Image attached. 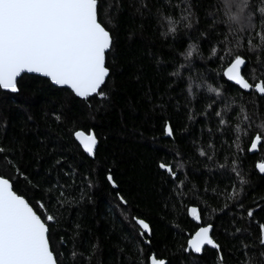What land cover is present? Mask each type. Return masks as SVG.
<instances>
[{"label": "trees", "instance_id": "trees-1", "mask_svg": "<svg viewBox=\"0 0 264 264\" xmlns=\"http://www.w3.org/2000/svg\"><path fill=\"white\" fill-rule=\"evenodd\" d=\"M104 2L105 22L112 20L115 37V48L107 59L110 78L104 91L108 99L89 98V103L72 99L46 79L31 75L18 79L15 94L0 90V145L14 151L16 161L39 186L28 195L44 196L48 204L49 186L57 181L65 186L63 207L53 204L48 209L57 216L50 230L53 243L65 237L67 246L61 249L65 264H73V243L78 264H150L153 254L167 264H217L215 250L206 248L200 256L182 251L199 227L212 224L211 234L221 245L226 264H248L243 245H248L250 255L257 251L258 223H264V174L255 167L264 161V147L250 154L249 138L244 137L245 150L237 154L232 111L223 135L214 115L208 119L199 115L206 98H215L207 86L219 87L227 67V61L209 59L211 47L227 35L226 26L219 22L222 0H146L148 7L139 10L138 0ZM170 27L175 31L169 32ZM254 42H259V36ZM242 43L249 58L245 74L251 79L256 54L247 50V37ZM190 44L197 51L189 62L185 54ZM174 71L179 75H171ZM190 88L194 95L189 94ZM231 97L236 98L233 108L237 111L242 102L246 105L254 127L264 125V103L257 106L248 95L241 101L235 86L226 94L229 104ZM188 101L198 113L191 121ZM225 106L221 102L215 107L220 111ZM54 112L63 114L59 124L51 115ZM166 121L173 137L165 133ZM74 131L94 134L93 156L75 142ZM201 148L213 159L201 157ZM61 156L63 168L57 171L52 164ZM233 159L248 181L237 199L253 209L251 223L246 214L241 219L239 209L224 208L233 203V186L239 191V180L231 170ZM161 162L177 171L175 184L159 169ZM109 174L115 188L107 180ZM15 190L22 193L24 184ZM59 191L54 187L50 194L57 199ZM117 192L126 205L120 203ZM191 207L198 208L200 220L189 214ZM133 217L149 223L151 234L145 236L150 243L132 241L138 228ZM237 227L242 231L235 232Z\"/></svg>", "mask_w": 264, "mask_h": 264}, {"label": "snow or ice", "instance_id": "snow-or-ice-1", "mask_svg": "<svg viewBox=\"0 0 264 264\" xmlns=\"http://www.w3.org/2000/svg\"><path fill=\"white\" fill-rule=\"evenodd\" d=\"M147 7L146 0H138V10ZM218 11L222 13L219 22L226 26L227 35L218 39L216 46L211 47L209 59L214 62L227 61V68L221 78L226 79H223L219 87L207 86L209 93H215V98H206L208 102L199 115H203L205 119L214 115L217 118V130L223 135L231 120L228 113L232 111L236 116L237 135L234 143L239 141L237 154L245 150L242 147L244 137L249 138L247 151L252 152L264 147V125L254 127L252 118L247 115L246 105L242 102L237 111L233 108L236 98L231 97L232 103L229 104L225 97L229 89L235 86L241 101L248 95L254 97L255 105L264 103V0H222ZM107 17L108 10L104 0H0V90L17 92L18 78H23L22 74L27 73L46 78L51 87L67 92L72 99L80 98L85 103H89V98L108 99L104 91L107 79L110 78L107 59L115 48V37L114 26L110 27L112 20L108 18L105 22ZM174 31L175 27L169 28V32ZM257 36L259 42L255 43ZM245 37L248 38L247 50L256 54L251 79L245 74L249 67V58L242 51ZM196 51V46L190 44L185 61L190 62L189 58ZM171 75L178 76L179 73L174 71ZM189 94L194 95L191 88ZM221 102L226 106L217 111L215 106ZM188 104L187 114L191 121L198 113L191 106V101ZM51 115L57 124L61 122L62 113L54 112ZM209 132L211 133V129ZM165 133L169 137L174 136L173 128L167 121ZM71 135L89 156L94 155L97 144L94 135L86 136L83 131H74ZM208 147L214 148V145L209 144ZM199 155L207 157L208 160L213 159L203 148L199 149ZM63 159V156L55 159L52 167L60 171L63 168ZM158 167L175 184L179 178L177 171L163 162ZM220 167L226 168V165ZM255 167L260 174H264V161L258 162ZM231 170L239 180V191L233 186L230 197L233 203L231 207L225 204L224 208L228 211L239 209L241 219L246 214L251 223L253 209L245 208L243 201L237 199L248 181L241 175L236 159L231 161ZM64 175L68 176L70 173L65 172ZM107 180L113 188L116 187L111 174L107 176ZM21 183L24 184V190L18 193L15 189ZM180 183L183 185V181ZM38 187L16 161L14 151L0 145V264H65V253L61 249L66 248L67 241L65 237H61L58 244L53 243L50 230L57 223V216L48 210L53 204L63 207L64 198L67 196L63 191L65 186L58 181L49 186V193L45 194L48 204L43 202L44 196L35 199V193L31 197L28 195ZM54 187L60 189L57 199L50 194ZM116 196L121 204H127L119 192ZM188 212L194 219H201L197 207L189 208ZM132 219L138 226L131 236L132 241L150 243L145 236L146 233L149 236L151 234L149 223L139 217ZM212 231V224L199 227L187 240L186 247H182V251L189 255L202 254L206 246H210L216 252L214 259L217 264H226L223 249L214 239ZM234 231L239 233L242 229L237 227ZM257 240V251L251 255L248 245H243V254L247 257L248 264H264V223H258ZM70 255L73 264H78L74 243ZM79 255L83 257L82 253ZM150 264L167 262L153 254Z\"/></svg>", "mask_w": 264, "mask_h": 264}, {"label": "water", "instance_id": "water-1", "mask_svg": "<svg viewBox=\"0 0 264 264\" xmlns=\"http://www.w3.org/2000/svg\"><path fill=\"white\" fill-rule=\"evenodd\" d=\"M227 68V67H226ZM226 70V69H225ZM23 75H31V76H37V77H40V78H44V77H41V76H39L38 74H27V73H25V74H22V76ZM19 79V78H18ZM44 79H46V78H44ZM224 79H226V78H224ZM229 84H232V82H228ZM3 91V90H2ZM5 92V91H4ZM8 93H11V92H8ZM15 93H17V92H15ZM15 93H12V94H15ZM85 135L87 136V135H94L93 133H88V134H86L85 133ZM74 139H75V137H74ZM78 145H79V142L78 141H75ZM79 147L82 149V151L87 155V156H89L84 150H83V147L82 146H80L79 145ZM95 148H96V146H95ZM258 150V149H257ZM257 150H255V151H252V152H250V154H255L256 152H257ZM94 151H95V149H94ZM194 235V234H193ZM206 248H208V249H211V250H214V249H212L210 246H206ZM193 255H196V256H200L201 254H195V253H193Z\"/></svg>", "mask_w": 264, "mask_h": 264}]
</instances>
